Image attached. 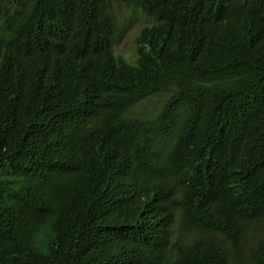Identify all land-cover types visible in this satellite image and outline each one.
I'll use <instances>...</instances> for the list:
<instances>
[{
    "label": "trees",
    "instance_id": "16d2710c",
    "mask_svg": "<svg viewBox=\"0 0 264 264\" xmlns=\"http://www.w3.org/2000/svg\"><path fill=\"white\" fill-rule=\"evenodd\" d=\"M112 4L150 20L131 61ZM248 259L264 264V0H0V264Z\"/></svg>",
    "mask_w": 264,
    "mask_h": 264
},
{
    "label": "rangeland",
    "instance_id": "374dc122",
    "mask_svg": "<svg viewBox=\"0 0 264 264\" xmlns=\"http://www.w3.org/2000/svg\"><path fill=\"white\" fill-rule=\"evenodd\" d=\"M111 13L117 24V33L113 40V51L117 55H121L128 61L135 57L134 38L138 34L140 28L148 25L150 20L144 16L138 9L126 8L123 5H111ZM144 105L136 110L143 111ZM259 226L251 225L246 233L244 240L241 242L239 255L243 259H247L253 252L259 236ZM195 233L190 229L182 227L178 221L174 223L172 237L176 244L185 243L194 237ZM248 259L245 264H249Z\"/></svg>",
    "mask_w": 264,
    "mask_h": 264
}]
</instances>
